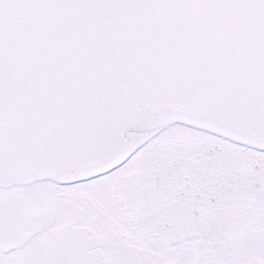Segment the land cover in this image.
<instances>
[{
	"label": "snow or ice",
	"instance_id": "obj_1",
	"mask_svg": "<svg viewBox=\"0 0 264 264\" xmlns=\"http://www.w3.org/2000/svg\"><path fill=\"white\" fill-rule=\"evenodd\" d=\"M0 264H264V0H0Z\"/></svg>",
	"mask_w": 264,
	"mask_h": 264
}]
</instances>
